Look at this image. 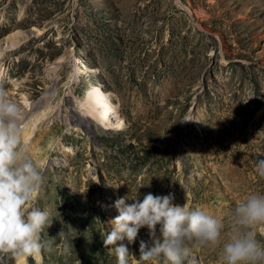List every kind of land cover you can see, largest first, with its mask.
Listing matches in <instances>:
<instances>
[{
    "label": "rangeland",
    "instance_id": "obj_1",
    "mask_svg": "<svg viewBox=\"0 0 264 264\" xmlns=\"http://www.w3.org/2000/svg\"><path fill=\"white\" fill-rule=\"evenodd\" d=\"M0 52L6 95L35 128L23 139L51 224L40 264H116L103 236L125 195L184 205L188 194L227 223L247 194H264V0H0ZM100 85L120 129L83 113ZM141 240L151 244L147 228L123 242L129 264ZM186 246L191 264H220V248Z\"/></svg>",
    "mask_w": 264,
    "mask_h": 264
},
{
    "label": "clouds",
    "instance_id": "obj_2",
    "mask_svg": "<svg viewBox=\"0 0 264 264\" xmlns=\"http://www.w3.org/2000/svg\"><path fill=\"white\" fill-rule=\"evenodd\" d=\"M23 128L22 110L7 97L0 81V264H28L30 257L40 264L42 250L49 247L42 233L51 226L50 211L36 206L44 176L29 155ZM256 172L264 178V160ZM129 199L133 203H127ZM173 201L172 193H148L142 201L137 195H125L115 201L118 215L109 221L111 231L104 234L103 245L116 264H129L132 254L123 242L134 244L144 228L151 244L140 241L135 264H191L188 240L201 247L220 248V264H264V194H247L230 211L227 223L193 207L188 194L184 205ZM226 229L228 238L222 242ZM64 233L61 230L59 236Z\"/></svg>",
    "mask_w": 264,
    "mask_h": 264
},
{
    "label": "bare ground",
    "instance_id": "obj_3",
    "mask_svg": "<svg viewBox=\"0 0 264 264\" xmlns=\"http://www.w3.org/2000/svg\"><path fill=\"white\" fill-rule=\"evenodd\" d=\"M2 54L3 53L0 52V62L2 59ZM65 62L66 61H64V63H61L59 65L62 66L63 64H65ZM1 74H2V67L0 63V75ZM78 75L79 72L77 68H75L74 74L71 75L72 79L74 81L77 80ZM25 99L26 101L24 102H26V104L29 106V102H27L28 101L27 98ZM81 106L83 108L84 115L86 114L87 116L94 117L97 121H99V123L102 124V126L105 129H111V130L120 129L124 124L123 117L119 113V109L115 102L114 95L111 92H109L103 85L92 88L88 92L86 99L82 101ZM21 109H23V111L26 110L23 107H21ZM25 114L26 113H24V115ZM30 124H31L30 121L26 122L23 128V135L26 141L30 139L35 129V128H31Z\"/></svg>",
    "mask_w": 264,
    "mask_h": 264
}]
</instances>
